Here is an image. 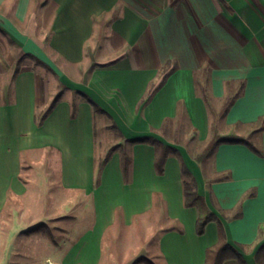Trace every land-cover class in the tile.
Here are the masks:
<instances>
[{"label":"crops","instance_id":"obj_1","mask_svg":"<svg viewBox=\"0 0 264 264\" xmlns=\"http://www.w3.org/2000/svg\"><path fill=\"white\" fill-rule=\"evenodd\" d=\"M202 68L216 99L226 81L244 82L222 134L264 116V0H0V264H18L31 247L11 239L43 223L49 240L36 248L55 264H206L219 239L216 220L196 231L206 211L256 264L239 244L264 221V130L261 154L222 142L212 173L229 177H204L193 155L209 135ZM143 136L179 150L204 209L184 205L175 155L159 173L154 145L127 142ZM29 253L20 260L35 264Z\"/></svg>","mask_w":264,"mask_h":264},{"label":"trees","instance_id":"obj_2","mask_svg":"<svg viewBox=\"0 0 264 264\" xmlns=\"http://www.w3.org/2000/svg\"><path fill=\"white\" fill-rule=\"evenodd\" d=\"M164 69L165 68L163 67L162 70L164 71ZM165 78L166 74L160 83H162ZM194 84L196 93L203 98L207 106L210 119L208 137L203 140H197L193 151L194 158L200 165L203 176L207 177L209 173H212L213 156L217 146L222 142H241L249 146V148L257 154H261L260 141L258 137L264 130V116H260L256 120L250 122H237L232 125V131L227 134L221 133V121L229 107L233 104L237 96L242 91L244 82L241 80L226 81L225 93L220 99H216L212 95L210 86V71L208 68H202L194 72ZM87 99L93 105L95 111L104 112L90 97L87 96ZM57 101L58 96H55L46 110H44L38 116V123H41L45 119L47 113L53 108ZM147 101L148 100H143L145 103ZM127 142H145L154 145L156 150L155 167L159 173L163 172V166L167 156L175 155L181 164L184 205L188 207L198 206L201 209H204L202 198L197 190L195 178L187 168L179 150L176 147L168 145L152 136L131 138ZM122 159L123 166L126 168V163L129 157L125 149L122 150ZM228 177L229 175L226 172H217L210 175L212 180H221ZM212 220H216L218 222L219 239L215 245L207 249L206 264H222L223 261L230 258L237 259L239 264H246L240 249L225 240L223 227L214 213L206 211L199 215L196 221L197 233L202 234L204 232L205 225ZM41 226L42 224H39L29 231H38L40 230ZM239 247L246 252L254 250V259L256 264H264V221L259 224L256 239L250 244H239ZM143 260L146 264H155L148 258H143Z\"/></svg>","mask_w":264,"mask_h":264},{"label":"rangeland","instance_id":"obj_3","mask_svg":"<svg viewBox=\"0 0 264 264\" xmlns=\"http://www.w3.org/2000/svg\"><path fill=\"white\" fill-rule=\"evenodd\" d=\"M183 139H184V137H183ZM40 194H39V196H40ZM38 205L40 206V209H43L45 207L47 208V205H51V202L49 204L46 202V200H39ZM76 209L78 212L81 211V208H76ZM46 219L47 218H43V220H46ZM88 220H89V218L87 220L85 219V222H87ZM75 228H77V227H75ZM40 229H41V231L38 233L36 232V233H32L30 235L19 236L17 238L11 239V244L13 247L20 242L21 243L27 242L29 244V246L31 247L29 249H24V250L19 249L20 254L18 255V264H29V263H27V261L25 259L20 260L21 257L26 258L29 252H30L29 255L35 260V264H55L56 260H55V256L53 255L52 251L46 250L44 246L42 248H36L39 244H44L43 242H45L46 240H49L48 236L45 235V234L49 233V232H47V230H48L47 224L43 223L42 226L40 227ZM57 235L59 237V234H57ZM60 238H62V237H60ZM14 251L15 250L12 249V253ZM15 256L17 257V255H15Z\"/></svg>","mask_w":264,"mask_h":264}]
</instances>
